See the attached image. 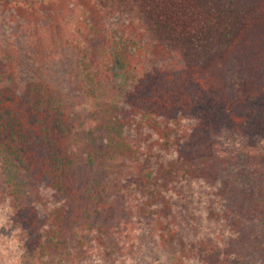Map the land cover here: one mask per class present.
I'll return each mask as SVG.
<instances>
[{
  "label": "trees",
  "instance_id": "1",
  "mask_svg": "<svg viewBox=\"0 0 264 264\" xmlns=\"http://www.w3.org/2000/svg\"><path fill=\"white\" fill-rule=\"evenodd\" d=\"M89 1L105 17L142 33L145 45L132 52L126 47L130 41L135 46L134 38L121 45L123 34L111 32L113 46L108 59L102 57L116 72L110 74L119 99L124 71L134 60L129 53L136 51L146 63L162 51L180 70L219 63L216 76L225 81L222 95L231 103H239L243 89L264 86V60L252 73L243 67L254 52L264 58V0ZM258 94H244L242 101H254L248 104L254 110L263 102L264 93ZM81 97L75 106L56 110L59 116L51 118V109L40 110L42 119L30 113L26 122L39 126L40 135L25 128L15 111L0 108V264H264V113L259 128L247 119L242 137L221 127L199 131L182 108L159 114V104L143 106L144 113H135L121 130L128 155L112 163L95 139L103 155L98 163L86 154L69 158L78 145H87L80 132L88 120L77 123L72 115L86 114L82 104L90 100ZM92 118L110 128L101 112ZM58 132L72 134V150L55 144ZM9 158L16 164L15 182L25 171L18 190L4 174Z\"/></svg>",
  "mask_w": 264,
  "mask_h": 264
},
{
  "label": "rangeland",
  "instance_id": "2",
  "mask_svg": "<svg viewBox=\"0 0 264 264\" xmlns=\"http://www.w3.org/2000/svg\"><path fill=\"white\" fill-rule=\"evenodd\" d=\"M113 31L123 34L121 45L128 38L135 39V46L129 40L126 51L131 48L130 51L134 52L135 48L145 45L142 33L134 32L120 21L105 17L89 0H49L28 6L0 4V108H7L12 113L15 111L20 115V121L25 128H30L33 134L40 135L39 126H31L26 122V118L31 116L30 113L42 119L41 113L51 109V118L59 116L56 110L65 111L75 106L80 96L82 100L87 95L93 103L86 101V104H82L87 109L85 114L87 116H80L81 120H78V116L72 114L77 123L88 120L87 128L80 132L87 140V145L84 146V143L78 145V150L70 152L69 158L72 159L71 157L75 155L83 159V155L86 154L89 159L97 156L94 160L98 163L103 155L99 153L100 151L96 152L94 140L101 143V149L108 151L106 157L108 161L116 163L118 160L121 163L122 157L128 155V152L122 149L124 139L126 140V135L121 132L123 125L135 113L143 114L141 107L147 105L159 104L156 111L159 114L160 111L167 113L169 109L182 108L188 111L191 121L199 131L212 129L218 132L221 127L231 136L237 133L245 137L247 119L253 127L252 123H255L257 128L261 126L264 97L260 105L259 103L254 105V110L250 107L255 104L254 101L247 102L242 99L244 94L254 99L260 94L258 92L264 93V86L258 87L257 84L253 88L243 89L240 100H237L239 103H231L222 95V87H227L225 81L216 76L222 68L218 66L219 63L207 69L180 70L176 59L162 51H159L154 60L147 63L137 59V51L136 56L129 53L128 58L134 60L128 62L129 69L124 71L123 96L117 98L120 89H116L115 77H112L110 71L113 74L116 72L102 62L103 56L108 59L109 49L113 46L110 41ZM254 54L251 55V61L243 66L248 73L259 70L260 63L264 60ZM82 70L86 72L83 73ZM73 71L77 74L70 75ZM53 81L58 84L55 85ZM84 83L87 85L85 90ZM63 84L66 85L61 92L60 87ZM82 90L87 94H81ZM90 95L103 96L108 102L99 103ZM6 96L11 102L5 100ZM50 103L56 104L54 109L48 108ZM100 112L104 117L106 115L110 118V128L99 125V122L92 118ZM65 115L63 119L66 118ZM51 118L47 117V121H53ZM68 121L69 119H64V122ZM56 135L58 138L52 137L56 145L65 146L67 152L72 150L75 140L72 137L67 140L72 134L58 132ZM103 140L106 141L102 142ZM6 163L3 166L6 171L4 174L18 190L25 171H22L21 175L18 173L15 182L17 172L14 159L9 158ZM70 167L66 174L68 182L65 181L69 183V187L71 178L68 175H72ZM43 169L40 168V171ZM59 183L63 184L60 181ZM65 193L69 196L73 191L66 190ZM65 226L61 225L62 228Z\"/></svg>",
  "mask_w": 264,
  "mask_h": 264
}]
</instances>
